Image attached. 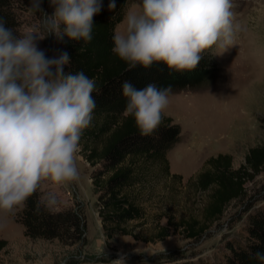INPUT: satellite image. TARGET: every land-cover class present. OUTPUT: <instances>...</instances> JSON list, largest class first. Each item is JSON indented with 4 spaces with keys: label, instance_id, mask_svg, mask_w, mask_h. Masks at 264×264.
Returning <instances> with one entry per match:
<instances>
[{
    "label": "clouds",
    "instance_id": "obj_1",
    "mask_svg": "<svg viewBox=\"0 0 264 264\" xmlns=\"http://www.w3.org/2000/svg\"><path fill=\"white\" fill-rule=\"evenodd\" d=\"M42 0H30V10L43 14L45 35L20 32L6 26L0 16V213L11 214L38 189L41 181L58 185L80 177L77 159L83 130L90 126L96 107L94 78L83 70L65 72L70 63L66 50L47 55L39 41L48 35L58 40L91 41L93 16L102 0H49V14ZM115 7L109 0L108 8ZM139 10L128 9L121 28L114 30L112 52L127 62L150 66L162 61L169 69L192 71L209 50L221 54L236 44L238 28L232 0H139ZM171 86L154 83L137 89L122 84L124 112L133 116L142 136L160 126L169 103ZM49 209L57 197L48 193ZM255 257L264 261V251ZM121 251L112 264H127Z\"/></svg>",
    "mask_w": 264,
    "mask_h": 264
},
{
    "label": "rangeland",
    "instance_id": "obj_2",
    "mask_svg": "<svg viewBox=\"0 0 264 264\" xmlns=\"http://www.w3.org/2000/svg\"><path fill=\"white\" fill-rule=\"evenodd\" d=\"M138 2L132 0L128 9L139 10ZM29 6L20 13L19 31L34 30L45 35L43 14L31 11ZM41 6L49 14L53 11L49 0H42ZM232 11L238 25L236 44L221 54H216L218 48L208 51L219 68L214 83L168 93L169 103L163 114L180 126L181 134L167 158L171 174L179 175L181 181L163 178L155 183L153 195L143 192L139 203L146 208L145 218L129 224L131 235H118L107 244L92 186L93 168L80 149L82 159L76 161L79 179L63 185L45 179L40 191L44 200L48 193L56 195L53 209L75 205L85 214V252L77 254L76 247L63 248L57 241L26 238L23 227L15 221L21 205L14 213H0V239L8 241L7 249L1 252V264H69L73 260L79 264H107L121 251L128 253L127 264H165L171 253L182 261L211 259L237 236L247 214L264 200V163L246 169L242 199L233 201L215 222L206 221L205 209L217 188L204 191L196 181L212 157L229 155L232 169H238L246 164L252 149L264 148V0H232ZM121 27L120 23L117 28ZM55 39L48 35L38 42L49 56L56 55ZM192 219L205 227L200 237L188 238L180 227L163 241L155 239L161 227Z\"/></svg>",
    "mask_w": 264,
    "mask_h": 264
},
{
    "label": "trees",
    "instance_id": "obj_3",
    "mask_svg": "<svg viewBox=\"0 0 264 264\" xmlns=\"http://www.w3.org/2000/svg\"><path fill=\"white\" fill-rule=\"evenodd\" d=\"M131 1L115 0V7L109 9V0H102L101 11L93 16L91 41L70 40L67 36L55 39V54L60 49L70 56L64 71L83 70L96 83L92 93L96 107L79 143L85 160L93 168L92 186L97 194L96 205L107 244L118 235H131L133 230L129 224L145 218L146 208L139 203L143 192L153 195L155 183L163 178L181 181L179 175L171 174L167 158L179 141L180 126L162 113L161 124L155 132L142 136L133 116L123 110L127 99L122 94L123 82L129 81L137 89L149 83L158 88L171 86L169 92H174L207 87L219 74L208 51L192 71L169 69L162 61L148 67L137 64L127 68V62L112 52L111 36ZM29 3L30 0H0V16L5 18L6 26L19 31L20 13ZM263 163L264 148L252 149L246 156V164L238 169H232L229 155H218L206 161L204 171L197 177V185L204 191L213 186L217 188L205 209L206 221L220 220L233 201L242 199L246 169L258 168ZM44 201L39 185L16 214L15 221L23 227L24 236L32 241H57L67 249L76 247L77 254L85 252L88 246L85 214L75 205L49 209ZM180 227L188 238L200 237L205 231V227L192 219L161 227L155 239L163 241ZM7 247L8 241L0 239V257ZM257 250L264 251V200L247 214L237 236L226 242L219 255L182 261L176 253H171L165 264H264L255 257ZM79 263L73 260L69 264Z\"/></svg>",
    "mask_w": 264,
    "mask_h": 264
},
{
    "label": "built area",
    "instance_id": "obj_4",
    "mask_svg": "<svg viewBox=\"0 0 264 264\" xmlns=\"http://www.w3.org/2000/svg\"><path fill=\"white\" fill-rule=\"evenodd\" d=\"M107 264H112V262L111 263H107Z\"/></svg>",
    "mask_w": 264,
    "mask_h": 264
}]
</instances>
